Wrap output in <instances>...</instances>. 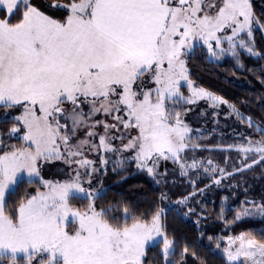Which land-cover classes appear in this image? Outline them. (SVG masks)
Here are the masks:
<instances>
[{"label":"snow or ice","instance_id":"6c2138e0","mask_svg":"<svg viewBox=\"0 0 264 264\" xmlns=\"http://www.w3.org/2000/svg\"><path fill=\"white\" fill-rule=\"evenodd\" d=\"M47 6L66 10L67 15L55 19L32 0H0V105L23 109L9 134L25 130L21 147L0 140V261L144 264L145 248L157 237H163L167 259L173 241L163 232V210L148 222L130 217L125 207L124 222L113 223L116 217L109 219L110 209L97 206L101 191L83 186L92 184L99 169L84 157L82 148L98 153L134 151L137 168L153 178L161 159L178 163L182 175L198 167L197 161H181L191 129L177 105L198 98L214 105L227 101L194 85L188 59L197 43L215 59L226 53L237 57V48L259 55L253 30L259 26L264 31V23L250 0H49ZM225 42L227 48L222 47ZM185 85L189 96L181 91ZM100 113L115 123L93 120ZM248 123L251 127V118ZM99 125L104 134L94 131ZM118 126L137 130L120 148L111 141L123 140V133L109 135L120 132ZM81 128L87 129L86 138L71 143ZM97 136L98 144L88 139ZM238 151L245 160L251 153L258 156L243 165L251 169L264 162V137L249 140ZM55 161L77 167L68 179H45L41 170ZM107 163L101 155V167ZM25 181L39 183L43 191L26 192L14 210H7L6 194H14ZM74 199L88 203L74 208ZM252 215L264 217V203L243 208L235 219ZM236 239L240 245L235 251L231 246L225 249L229 261L244 257L245 264H264V242L246 239L245 234Z\"/></svg>","mask_w":264,"mask_h":264},{"label":"trees","instance_id":"16d2710c","mask_svg":"<svg viewBox=\"0 0 264 264\" xmlns=\"http://www.w3.org/2000/svg\"><path fill=\"white\" fill-rule=\"evenodd\" d=\"M49 0H32V3L41 8L50 16L63 20L67 15L66 10L53 9L47 6ZM64 3L66 0H59ZM252 10L257 18L264 23V0H250ZM3 17V12H0ZM19 15L12 17L15 23ZM255 51L259 55H250L248 52L239 50L237 57L226 56L220 60L211 59L205 47H196L194 55L188 59L190 79L198 86L223 98L246 119V135L253 140H261L264 137V31L259 26H254ZM187 96L186 88L182 87ZM191 104L177 105L181 111V117L192 121L196 126L200 118L193 111H186ZM9 114L4 116L6 110ZM21 112L20 106L13 108L0 107V136L3 144L10 146L14 143L22 144L23 140L10 135V129L15 124L14 117ZM248 118H251L252 126H249ZM222 134L215 133L209 139H203L202 143L211 146L221 144ZM227 136L226 138H230ZM216 158L222 165H227L226 153L215 151ZM63 165L60 161L52 163L56 168ZM115 169V170H113ZM46 176L59 179L65 178L63 172L56 173L46 170ZM248 181L253 182L247 193L241 188L235 192L238 195L231 198V207L220 214L223 209L221 202L222 192H217L213 202H208L207 216L201 220L199 226L195 217H187L186 209L172 204L186 197L193 190V186L186 178H180L176 182L157 183L146 171L137 168L136 163L131 162L124 168L115 164H109L106 172L102 175L101 191L102 198L97 199V206L109 208L110 217H116L113 223L124 222V211L129 209L130 217L139 218L150 222L152 215L163 211V223L165 235L173 241V251L165 259L163 243L159 241L146 249L144 264H245L244 257L229 261L225 249L231 246L235 251L239 240L237 237L248 233L260 242H264V217H246L235 219V213L241 208V200L248 197L254 203H264V162L252 170L246 172ZM258 175V176H257ZM207 183L200 180L196 188ZM40 188L39 183H21L14 194H7V210H14L21 197L27 193H35ZM40 190H43L40 188ZM250 202V200H246ZM87 200L74 199L73 206L83 209ZM251 203V202H250ZM131 224V218L127 221ZM231 238V239H230ZM234 241V242H233ZM188 252L184 253V248ZM3 262L2 264H7ZM18 264H26L23 258H18Z\"/></svg>","mask_w":264,"mask_h":264},{"label":"rangeland","instance_id":"374dc122","mask_svg":"<svg viewBox=\"0 0 264 264\" xmlns=\"http://www.w3.org/2000/svg\"><path fill=\"white\" fill-rule=\"evenodd\" d=\"M61 3V2H60ZM48 4V3H47ZM42 10V9H41ZM1 17V16H0ZM2 18V17H1ZM230 34V33H228ZM243 36V34H241ZM247 39V37H245ZM254 40V32L253 37ZM196 47H202L201 44L197 43ZM205 47V46H203ZM222 47L227 48L228 45L225 42L222 44ZM206 48V47H205ZM254 48H255V41H254ZM239 50H243L247 52L245 49L237 48V54ZM255 50V49H254ZM226 56H232L231 53H226L222 56H220L219 59H215L210 57L211 59L220 60L223 57ZM196 87L202 88L198 86L196 83H194ZM151 86V85H149ZM186 88L187 96L190 95L189 90L187 86H184ZM183 92V90L181 89ZM209 92V91H208ZM211 93V92H210ZM213 94V93H212ZM215 95V94H213ZM217 96V95H215ZM219 97V96H217ZM221 98V97H220ZM223 99V98H222ZM224 100V99H223ZM226 101V100H225ZM2 105H0L1 107ZM66 108H70L71 105H64ZM21 108V107H20ZM190 111H193L196 113V116L200 118L199 124L196 126L192 123V121H187L185 117H181V119L184 121V123L191 129L190 133L188 134L190 139L187 141L188 147L180 154L181 161L186 163L187 165H191L193 161L199 162V166L196 168H187L186 175L181 174V168L178 163H174L172 160H163L161 159L159 161L158 168L156 170V176L155 178H152L159 184L166 183L168 181L176 182L179 181L180 178H186L187 182H189L193 186V190L191 193H189L186 197H183L179 199L178 201L173 202L172 204L178 205L179 207H184L186 209V216L187 217H195V220L197 224L201 225V220L204 219L208 211V202L215 199V195L217 192H222L221 196V202L223 205V209L220 211L221 215H224V211L231 207V198L238 195L235 191L239 188L244 193H247L249 190L248 186H251V183L253 182L248 181V178L246 177V172L249 170H252L256 166L260 165L255 164L251 169L244 168L243 165L245 163H251L252 159H258V156L256 154L251 153L249 154V158L247 160L244 159V153L238 151V148L241 146H248V141L251 140L253 142L258 140L250 139L246 135V119L240 114V116L237 115V110L233 111V107L230 103H216L213 104V101L209 100L208 98L203 99H196L195 103L191 104V107L189 108ZM83 110L85 113L89 111L88 105L83 106ZM9 109L6 110L3 117H6L7 114H9ZM23 109L21 108L22 113ZM239 113V112H238ZM19 114V115H20ZM39 115V112H37ZM16 115V116H19ZM93 120H99V121H105L109 124L115 123V121L112 119L111 116H105L104 114L100 113L97 114L95 117H93ZM64 121L62 120L61 123ZM91 123V121H90ZM120 127V132H116L115 130H112L109 135L110 136H120L122 133L125 136L123 140L116 139L112 140L111 143L114 147L120 148L123 144H127L128 140L132 137L137 135L136 129H130V130H124L122 126ZM24 129L21 128V131L16 134H12L14 137L21 138L24 134ZM86 131L87 129L81 128L77 135L72 139L71 143L75 144L78 140L85 139L86 138ZM95 132L99 134H104V128L103 125H99L94 129ZM219 133L222 134L220 140H222L221 144L217 146H211L206 145L202 143L203 139H209L213 136V134ZM227 136H231L230 138H226ZM91 142L98 144L99 138H88ZM1 140V136H0ZM16 146L21 147L24 145L23 143L17 144L14 143L10 146ZM225 152L226 153V161L227 165H222L219 163L218 159L216 158L215 151ZM82 151L84 152V157H86L90 161H94V167L98 168L99 171L94 173V177L92 180V184L89 185L85 183L83 186L85 188H95L97 190L102 191L103 185L101 183L102 175L106 172L107 166L109 164H115L119 168H124L129 163L134 162L136 163L132 157L134 156V151H128V152H121V153H103V152H96L89 150L88 146H83ZM103 155L107 160L108 163L101 167L100 165V156ZM211 160L212 164L209 165L208 161ZM123 161L121 164L120 162ZM62 162V161H60ZM63 165H59L56 168L52 167V163L46 165L41 171L42 175L45 179H53V180H65L69 178V175L72 173L73 169L77 167V165H71L65 164L62 162ZM212 168H216V171H212ZM205 169H208V171H205ZM220 169H223V174H221ZM236 169H243L242 171H237ZM46 170L49 172L55 171L56 173L63 172L65 175V178L59 179L56 178H50L46 176ZM84 169H81V172H83ZM145 171V170H144ZM231 173V175H229ZM258 176V175H257ZM206 180L207 183L200 187L199 189L196 188L197 184L200 182V180ZM216 180H219L220 183H215ZM251 182V183H250ZM202 190V191H201ZM43 191V190H41ZM195 193V195H193ZM7 197V194H6ZM187 198V199H185ZM246 200H250L248 197H245L241 200V208L236 211L235 217L238 212H241L243 208H254L255 205H259L262 203H246ZM73 206V205H72ZM74 208H78L76 206H73ZM164 211V210H163ZM163 214V212H162ZM163 216V215H162ZM161 216V224L163 226V232L164 231V223H163V217ZM255 217L260 218L259 215H252V216H245L242 217ZM246 239L247 238H254L252 235L248 233H244ZM256 239V238H254ZM163 237H157L154 242H150L146 249L159 241H162ZM257 240V239H256ZM258 241V240H257ZM260 242V241H259ZM240 245V241L236 248H238ZM235 248V249H236ZM173 251H170V253ZM169 253V254H170ZM144 259V258H143ZM3 262H6V260L0 261V264ZM9 264V261L7 262ZM33 264H37L36 261H33Z\"/></svg>","mask_w":264,"mask_h":264},{"label":"crops","instance_id":"0c3cea01","mask_svg":"<svg viewBox=\"0 0 264 264\" xmlns=\"http://www.w3.org/2000/svg\"><path fill=\"white\" fill-rule=\"evenodd\" d=\"M41 9V8H40ZM43 11V10H42ZM46 13V12H45ZM47 14V13H46ZM49 15V14H48ZM1 18V17H0ZM54 18V17H53ZM56 19V18H55Z\"/></svg>","mask_w":264,"mask_h":264}]
</instances>
